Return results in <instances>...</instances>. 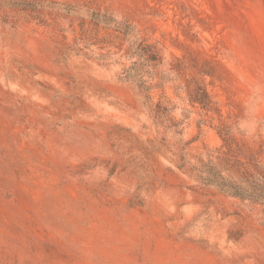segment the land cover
<instances>
[{"label": "rangeland", "instance_id": "374dc122", "mask_svg": "<svg viewBox=\"0 0 264 264\" xmlns=\"http://www.w3.org/2000/svg\"><path fill=\"white\" fill-rule=\"evenodd\" d=\"M264 0H0V264H264Z\"/></svg>", "mask_w": 264, "mask_h": 264}, {"label": "trees", "instance_id": "16d2710c", "mask_svg": "<svg viewBox=\"0 0 264 264\" xmlns=\"http://www.w3.org/2000/svg\"><path fill=\"white\" fill-rule=\"evenodd\" d=\"M203 180L206 184L216 186L221 192L231 197L264 203V181L227 178L211 167L206 168V176Z\"/></svg>", "mask_w": 264, "mask_h": 264}]
</instances>
